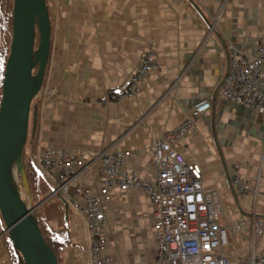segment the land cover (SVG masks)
I'll return each mask as SVG.
<instances>
[{
  "label": "crops",
  "instance_id": "obj_1",
  "mask_svg": "<svg viewBox=\"0 0 264 264\" xmlns=\"http://www.w3.org/2000/svg\"><path fill=\"white\" fill-rule=\"evenodd\" d=\"M47 5L51 50L43 89L50 93L43 91L34 107L36 162L47 148L97 153L118 145L134 153L129 168L152 181L154 140L181 126L197 102L210 99L211 110L178 150L201 167L204 189L218 194L227 223L242 218L250 223L240 233L230 231L225 255L237 264L251 249L264 253V234L257 237L253 227L255 218L264 220V116L219 95L213 102L230 59L255 53L264 35V0H47ZM150 51L158 70L138 96L106 104ZM236 178L258 185V197L240 198L230 183ZM81 182L98 193L94 170ZM112 192L104 204L107 253L118 264H154L156 205L141 190ZM52 198L68 213L63 264H91L85 218L61 196ZM6 231L0 214V264H20Z\"/></svg>",
  "mask_w": 264,
  "mask_h": 264
},
{
  "label": "built area",
  "instance_id": "obj_2",
  "mask_svg": "<svg viewBox=\"0 0 264 264\" xmlns=\"http://www.w3.org/2000/svg\"><path fill=\"white\" fill-rule=\"evenodd\" d=\"M217 21L215 22V24ZM158 70L154 52L143 55L127 85L105 99L108 104L137 97L147 78ZM264 35L254 54L230 59L222 77L218 95L239 106L264 116ZM45 96L50 93L43 89ZM171 91V90H170ZM169 91V92H170ZM212 108L210 99L197 102L186 121L152 144L156 168L154 180L146 181L129 168L131 151L112 145L100 152L84 149L47 148L37 158L39 170L56 187L54 195L68 201L73 211L86 220L90 239L91 264H118L107 253L109 224L104 204L112 199L113 190H141L157 207L155 231L157 252L154 264H234L224 251L230 245V231L240 233L250 223L246 218L230 226L224 218L216 192H206L202 169L188 163L178 147L196 130L198 119ZM94 170L99 191L85 190L82 180ZM74 184L73 193L69 187ZM231 186L240 198L259 195L258 185L236 178ZM257 237L264 234V220L254 219ZM237 264H264V253L254 249L242 256Z\"/></svg>",
  "mask_w": 264,
  "mask_h": 264
},
{
  "label": "water",
  "instance_id": "obj_3",
  "mask_svg": "<svg viewBox=\"0 0 264 264\" xmlns=\"http://www.w3.org/2000/svg\"><path fill=\"white\" fill-rule=\"evenodd\" d=\"M50 50L51 17L47 0H14L12 40L0 102V214L24 264H59L34 215L54 194L34 207L24 197L25 193L31 200L24 152L32 104L43 89ZM217 95L218 91L213 102ZM214 113L215 110L213 122ZM33 114L35 134L37 111Z\"/></svg>",
  "mask_w": 264,
  "mask_h": 264
},
{
  "label": "trees",
  "instance_id": "obj_4",
  "mask_svg": "<svg viewBox=\"0 0 264 264\" xmlns=\"http://www.w3.org/2000/svg\"><path fill=\"white\" fill-rule=\"evenodd\" d=\"M13 2L14 0H0V95H2L5 67L10 53V45L12 40ZM24 165L29 181L30 176L37 174L35 170L29 171L28 165L25 161V152H24ZM49 191L50 190L44 189L45 193ZM45 197L46 196L43 195L42 197L41 195L39 202L43 201ZM31 201H33L32 190H31ZM39 202L37 203L32 202V204L33 206H36L38 205ZM67 214H68L67 210L64 209L63 207L59 208L56 201H54L53 198L50 201L44 203L34 212L40 230L46 242L53 249L57 259L59 254L69 244L70 235L66 221ZM10 243H12L11 240ZM16 254L20 259V264H24L19 254L17 252Z\"/></svg>",
  "mask_w": 264,
  "mask_h": 264
},
{
  "label": "rangeland",
  "instance_id": "obj_5",
  "mask_svg": "<svg viewBox=\"0 0 264 264\" xmlns=\"http://www.w3.org/2000/svg\"><path fill=\"white\" fill-rule=\"evenodd\" d=\"M42 92H43V90L41 91V93ZM41 93H40V95H41ZM40 95L33 101V104H32V113H31V119H30L29 136H28V142H27L26 149H25V161L28 165V169H29V171L35 170L36 174H37V175H32L29 177V182H30V186H31L30 189L32 190V194H33V201L29 200L28 196H26V199L28 200V202L31 204L32 207H34L32 202H34V203L39 202L41 195H42V197H43V195L46 196L45 197V199H46L50 195L56 193V187L51 185L50 181L39 170L37 162L34 158V152L36 151L38 137L33 135V121H34L33 112H34V107H35L36 103L39 101ZM249 111H251V110H249ZM43 178L44 179L46 178L47 180L45 179V181H44ZM44 189L50 190V191L45 193ZM54 197H55V199H58L60 196L54 195ZM41 202H39V203H41ZM58 259H59L60 264H63L61 255L58 256Z\"/></svg>",
  "mask_w": 264,
  "mask_h": 264
},
{
  "label": "bare ground",
  "instance_id": "obj_6",
  "mask_svg": "<svg viewBox=\"0 0 264 264\" xmlns=\"http://www.w3.org/2000/svg\"><path fill=\"white\" fill-rule=\"evenodd\" d=\"M26 196H27V195L24 193V197H25V198H26Z\"/></svg>",
  "mask_w": 264,
  "mask_h": 264
}]
</instances>
